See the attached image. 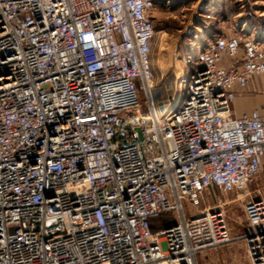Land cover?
Wrapping results in <instances>:
<instances>
[{
  "label": "built area",
  "instance_id": "built-area-1",
  "mask_svg": "<svg viewBox=\"0 0 264 264\" xmlns=\"http://www.w3.org/2000/svg\"><path fill=\"white\" fill-rule=\"evenodd\" d=\"M154 8L0 0V264H198L234 240L221 201L191 212L264 169V107L234 109L264 94V37L234 25L210 39L184 99L154 120L140 98ZM263 194L238 238L251 264H264Z\"/></svg>",
  "mask_w": 264,
  "mask_h": 264
},
{
  "label": "rangeland",
  "instance_id": "rangeland-1",
  "mask_svg": "<svg viewBox=\"0 0 264 264\" xmlns=\"http://www.w3.org/2000/svg\"><path fill=\"white\" fill-rule=\"evenodd\" d=\"M154 1L151 78L140 91L143 112L154 109L164 116L181 103L190 75L198 67L196 57L210 39L225 36L234 25L243 27L248 34L257 32L259 37H264V0ZM255 99L262 101L264 96ZM263 184L264 169L239 193L227 194L212 189L200 210L191 212L198 215L221 201L225 204L223 209L234 239L225 246L200 253L198 264H251L246 243L238 238L245 234L247 228L244 207L252 199L260 198ZM174 220L176 215H162L154 221L156 229Z\"/></svg>",
  "mask_w": 264,
  "mask_h": 264
},
{
  "label": "crops",
  "instance_id": "crops-1",
  "mask_svg": "<svg viewBox=\"0 0 264 264\" xmlns=\"http://www.w3.org/2000/svg\"><path fill=\"white\" fill-rule=\"evenodd\" d=\"M264 96L262 89L258 88L256 92L250 90L248 93H240L235 101L234 109L236 114L244 112H251L252 109L262 108L264 106V99L257 100L255 97ZM253 111V110H252Z\"/></svg>",
  "mask_w": 264,
  "mask_h": 264
},
{
  "label": "bare ground",
  "instance_id": "bare-ground-1",
  "mask_svg": "<svg viewBox=\"0 0 264 264\" xmlns=\"http://www.w3.org/2000/svg\"><path fill=\"white\" fill-rule=\"evenodd\" d=\"M152 111H153V113H152L151 111H149L150 114L152 115L151 119H154V120H160V119H161V115L159 114V112L156 111V110H154V109H152ZM168 112H169V111H168ZM141 115H143L142 112H141ZM143 116H145V115H143ZM155 117H156V118H155Z\"/></svg>",
  "mask_w": 264,
  "mask_h": 264
},
{
  "label": "trees",
  "instance_id": "trees-1",
  "mask_svg": "<svg viewBox=\"0 0 264 264\" xmlns=\"http://www.w3.org/2000/svg\"><path fill=\"white\" fill-rule=\"evenodd\" d=\"M153 229H154V230H157L155 225L153 226Z\"/></svg>",
  "mask_w": 264,
  "mask_h": 264
}]
</instances>
